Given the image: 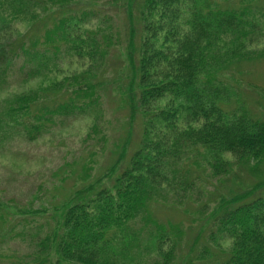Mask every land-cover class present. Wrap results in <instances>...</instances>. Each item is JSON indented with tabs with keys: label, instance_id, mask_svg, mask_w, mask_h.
I'll return each instance as SVG.
<instances>
[{
	"label": "trees",
	"instance_id": "16d2710c",
	"mask_svg": "<svg viewBox=\"0 0 264 264\" xmlns=\"http://www.w3.org/2000/svg\"><path fill=\"white\" fill-rule=\"evenodd\" d=\"M90 10L79 0H0V88L17 60L29 67L27 76L56 67L59 53L100 64L111 35L84 29ZM138 16L136 28L128 13L125 92L131 116L141 115L138 145L127 159L122 146L104 178L74 188L54 209L53 227L35 242L38 264H138L149 254L156 256L150 264H175L180 230L156 219L151 204L193 188L198 156L215 177L231 169L225 154L238 162L264 156V119L230 106L234 93L224 73L264 55V48L248 47L257 34L264 37V7L254 0H142ZM18 19L28 27L7 42L2 34ZM94 91L88 78L72 76L10 94L0 111V147L14 136L36 138L57 116L85 111L96 102ZM251 191L220 200L211 218L231 245L211 256L203 248L193 258L199 264H264V194L252 198Z\"/></svg>",
	"mask_w": 264,
	"mask_h": 264
},
{
	"label": "rangeland",
	"instance_id": "374dc122",
	"mask_svg": "<svg viewBox=\"0 0 264 264\" xmlns=\"http://www.w3.org/2000/svg\"><path fill=\"white\" fill-rule=\"evenodd\" d=\"M79 1L82 7L92 9L85 16L84 29L99 27L111 35L112 45L97 60L100 64L95 66L89 58L59 53L54 57L56 67L50 63L51 69L43 74L32 69L27 76L29 67L22 70V61L17 60L0 88V111L3 100L10 94L36 89L42 81L51 84L72 76L88 78L95 86L93 97H97L85 111L57 116L36 138L14 136L1 145L0 264H38L33 260L35 242L53 227L54 209L74 188L104 178L124 145L127 159L142 134L141 115L136 112L131 116L125 95L130 75L126 56L128 13H132L134 25L139 28L142 0ZM254 2L264 7V0ZM53 9H47L43 15L48 17ZM13 23L12 30L2 34L7 42H14L16 34H22L28 27L20 19ZM248 47L261 51L264 37L257 34ZM224 73L234 93L230 106L244 107L254 117L264 119V55L244 60ZM225 157L231 161V169L220 177L211 175L206 167L202 169L203 158L196 157L194 160L200 166L194 162L192 168L199 179L193 188L182 198L163 193L150 206L156 219L172 223L180 230L175 234L178 243L175 264H188L190 258L192 264H199L193 258L203 248L209 256L226 253L231 240L216 230L211 218L220 200L250 188L249 197L264 194V156L244 162H238L231 154ZM35 210L39 211L33 213ZM155 258V254L145 255L138 264H150Z\"/></svg>",
	"mask_w": 264,
	"mask_h": 264
}]
</instances>
